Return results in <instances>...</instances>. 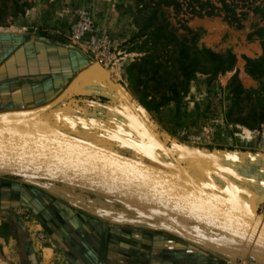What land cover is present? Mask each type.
Listing matches in <instances>:
<instances>
[{"label":"rangeland","instance_id":"obj_1","mask_svg":"<svg viewBox=\"0 0 264 264\" xmlns=\"http://www.w3.org/2000/svg\"><path fill=\"white\" fill-rule=\"evenodd\" d=\"M164 11L170 22L169 30L178 39L163 46L167 52L175 51L172 61L150 55L149 50L161 51V46L144 43V39L134 40L140 25L146 23L151 14L150 9L139 12L134 0H0V37L17 36L27 42L41 40L49 47L69 50L83 58L82 65L69 77L70 81L63 90L51 99L35 102L37 108L56 100L84 70L94 65L102 66L201 187L263 216L264 190L258 184L259 180L264 183V172L259 175L264 169V146L260 136L264 133V75L251 72L248 65L250 61L264 69L261 41L248 37L255 20L251 18L243 29H237L221 18H190L185 24L187 30L180 26L171 9ZM83 13L91 18L96 38H106L110 46L103 60H97L98 54L92 50L89 41H72V32ZM188 32L196 35L195 46L200 50L233 54L236 58L234 68L214 76L211 66L206 63L205 73H196L186 81L176 60L179 49L176 44L193 35ZM21 50L13 55L7 53L2 66L7 67L18 60L16 58L23 55ZM4 71L0 70V76L8 74ZM90 87L106 91V98L101 100L106 104L101 111L105 118L70 116V112L86 111L88 106V100L79 97L83 107L76 103L74 110L68 108L69 101L75 96L73 93L38 117L33 123L35 130H65L70 135L132 158L136 157L131 154L134 151L114 141L111 135L133 133L147 140L153 155L156 154V163L163 162L167 164L163 168L178 172L168 153L151 137L148 128L100 72L88 74L74 88ZM91 88L89 92L93 93ZM96 101L99 102L93 100ZM115 112L122 116L117 125L106 120ZM68 224L88 230H106L103 239L111 233L123 238L122 231L130 232V236L138 239L141 234L152 232L157 242L162 240L163 246L170 247L167 249L171 251L170 257L184 256L185 252L200 248L232 264H248L247 260L256 263L252 257H239L234 262L207 248L210 246L208 242L197 238L207 245L200 246L177 235L172 230L176 225L203 227L155 208L62 184L0 174V264L68 262L61 248L69 242ZM115 230L119 233L116 234ZM208 237L216 238L222 252L233 254L226 247L233 246L234 240L214 233ZM162 255L168 256L169 253L156 251L155 261Z\"/></svg>","mask_w":264,"mask_h":264},{"label":"water","instance_id":"obj_2","mask_svg":"<svg viewBox=\"0 0 264 264\" xmlns=\"http://www.w3.org/2000/svg\"><path fill=\"white\" fill-rule=\"evenodd\" d=\"M97 71L150 130L177 165L178 172L123 155L57 129L39 132L33 128L32 124L38 117L62 102L84 77ZM111 136L123 147L139 153L121 141L130 138L117 133ZM139 154L151 158V154ZM0 174L62 184L155 208L204 228L180 225L172 228L187 240L200 246L207 245L197 238L208 242L210 246L207 248L234 262L239 257H252L258 264H264V217L201 187L102 66L94 65L84 70L63 94L46 106L0 113ZM109 188H130L133 195L120 196ZM213 233L234 240L233 246L226 247L233 254H226L218 248L221 244L208 237Z\"/></svg>","mask_w":264,"mask_h":264},{"label":"trees","instance_id":"obj_3","mask_svg":"<svg viewBox=\"0 0 264 264\" xmlns=\"http://www.w3.org/2000/svg\"><path fill=\"white\" fill-rule=\"evenodd\" d=\"M134 2L139 12L146 9L151 10L147 22L140 25L139 33L134 40L144 39V43L161 46V51L152 50L150 52L149 50L153 57L172 61L175 51L167 52L163 46L166 47L178 40L175 34L169 30L170 22L164 9H171L180 26L187 30L185 24L190 18H221L237 29H243L245 23L253 18L255 20L253 31L248 37L249 39H259L264 50V0H134ZM188 33L189 35L193 34L192 32ZM195 37L196 35L193 34L176 44L179 48L176 52V60L181 65L180 71L186 81L191 80L196 73H205L206 63L211 66L210 71L214 76L234 68L236 58L233 54L220 55L208 49L200 50L195 46ZM248 65L251 72L264 75V69L260 64L249 61Z\"/></svg>","mask_w":264,"mask_h":264},{"label":"flooded vegetation","instance_id":"obj_4","mask_svg":"<svg viewBox=\"0 0 264 264\" xmlns=\"http://www.w3.org/2000/svg\"><path fill=\"white\" fill-rule=\"evenodd\" d=\"M8 40H12L13 44L15 45L18 44L20 47L19 49H22L21 51H23V55L20 54L19 58H16L18 59L16 61L19 62L16 72L14 70H10V72H7L8 74L0 76V102H1L0 112L12 111L14 106L11 104V102H9L11 99L14 101L17 100L16 102H19V104L25 105L27 103H35V102L39 103L40 101H42L41 99L43 98H50V99L53 98L59 91L63 90L66 83L70 81L69 77L71 78L73 74H75L77 69L82 65L83 58H81L77 54L74 55L73 53H70L69 50H65V49L61 50L59 47H49L46 45L47 44L46 42H43L41 40H30L29 42H27L20 37L4 38L3 36L0 37V61H3V59L5 58L4 56H6L7 54L6 49H8V47L5 45V43ZM1 66L2 65L0 64V68ZM90 88H85V89L74 88L73 91L70 93L71 95L74 93L75 96H73V98L69 101L68 108L71 107L73 108V110H74V106H76L75 105L76 103H78V106L83 107V105L79 103V99H78L79 97L80 98L83 97L88 100L86 101L87 102L86 104L88 105L86 107L87 108L86 111L85 110H83L82 112L72 111L70 112L71 114L70 116L74 117L75 115H81L87 117L88 119L105 118L101 114V111L105 109L104 107L106 104L103 103L101 100L106 98L105 95L106 91H104L99 87H92L91 89H93L94 92L90 93L89 92ZM7 90L10 91L9 99L5 98V96L3 98V96L1 95L2 92ZM89 99H91L92 102L94 99L99 100V102L96 101L91 103ZM115 114L117 116H115ZM113 116L112 118L106 117L107 118L106 120L114 125L115 124L117 125L122 119V116L116 112L113 114ZM44 131H48V130H44ZM44 131H39V132H44ZM61 132L68 134V132H66L65 130H62ZM149 134L151 135L152 138L154 137V135L151 132ZM125 136H130L133 139L140 141L142 144H144L147 147L148 151H150L151 153V159H149L139 153L136 152L133 153L132 151L128 152V153L132 152L131 154H134L136 156L133 158L148 163H152L155 165L158 164L155 162V158H157L156 154L154 153L153 155V152L151 151V148L148 145L147 140L141 139L140 137L136 136L133 133ZM158 165H160L161 167L167 166V164L163 162L162 163L160 162V164ZM263 172L264 169H262L261 172H259V175H261V173L263 174ZM259 181L260 182L258 186L262 185L261 188H263L264 190V183L262 184L261 180ZM249 184L251 185V183ZM99 230L100 229H98V231ZM73 237L75 240H77L75 236ZM83 242L84 245L87 246L93 244V241L92 243L90 242V244L89 242L88 243L85 241ZM94 243H96V245L93 244L94 249L101 248L102 250L104 248L103 239L99 241V243H97V241Z\"/></svg>","mask_w":264,"mask_h":264},{"label":"crops","instance_id":"obj_5","mask_svg":"<svg viewBox=\"0 0 264 264\" xmlns=\"http://www.w3.org/2000/svg\"><path fill=\"white\" fill-rule=\"evenodd\" d=\"M4 38L14 37V36H3ZM17 37V36H15ZM5 45L8 47L7 53L13 55L19 50L18 44H13L12 40L6 41ZM26 47V46H25ZM8 55V54H7ZM6 55V56H7ZM4 56V57H6ZM1 65L2 62L0 63ZM9 64V63H8ZM19 62L14 61L12 64L6 66H1L0 70L10 72V70H14L16 72L18 68ZM4 71V72H5ZM10 91H4L1 95L5 96V98L9 99ZM2 98V99H3ZM17 100H10L11 104L14 106L12 111L5 112H16L22 110H30L37 108L34 103H27L25 105L19 104L16 102ZM1 103V102H0ZM8 103V102H7ZM197 182V181H196ZM215 195V194H214ZM216 196V195H215ZM218 197V196H217ZM221 198V197H219ZM223 199V198H222ZM228 200V199H224ZM63 224L66 222L61 221ZM70 223V221H69ZM67 226V235L69 242H65L62 248L63 256L68 259V262L65 263H56V264H232L230 261L224 260L223 258L216 257L214 253H207L206 251H202L200 248L195 249L194 252H185L184 256H175L170 257L171 251H167L170 247L165 245L163 246L162 240L157 242L154 234L151 232L148 235L141 234V238L130 236V232L122 231L120 232L124 237L115 236V234L111 233L105 239H103V235L106 230L100 229L96 230H88L83 226H72L68 224ZM116 234L118 231H114ZM109 233V232H108ZM119 233V232H118ZM70 235V236H69ZM179 235V234H177ZM77 239L75 240L74 237ZM181 236V235H179ZM183 237V236H181ZM212 237V236H211ZM184 238V237H183ZM214 241H217L215 237H213ZM96 239V240H94ZM103 239L104 248L94 249V245L96 242L99 243ZM79 241V242H77ZM90 242L93 244L87 246L84 245V242ZM158 244H161L160 247ZM98 245V244H97ZM97 247V246H96ZM100 247V245H99ZM183 250H188L186 248H182ZM166 251L169 255H162V257H158V261H155V252L156 251ZM181 251V250H179ZM2 255L4 252H1ZM174 253V252H172ZM181 255L182 252H176ZM188 255V256H187ZM62 256V257H63ZM248 259V258H247ZM149 260L151 262H149ZM248 264H252V260H247ZM238 264H242L239 262ZM255 264H258L257 262Z\"/></svg>","mask_w":264,"mask_h":264},{"label":"built area","instance_id":"obj_6","mask_svg":"<svg viewBox=\"0 0 264 264\" xmlns=\"http://www.w3.org/2000/svg\"><path fill=\"white\" fill-rule=\"evenodd\" d=\"M95 33L96 32L94 30L91 18L88 16V14L83 13L77 27L72 32V41L77 43L89 41L92 50L98 54L97 60H103V57L106 56L110 46H108L106 38H96L97 36ZM258 135H260V133ZM260 136L261 144L264 146V133ZM262 214V217H264V207H262Z\"/></svg>","mask_w":264,"mask_h":264},{"label":"bare ground","instance_id":"obj_7","mask_svg":"<svg viewBox=\"0 0 264 264\" xmlns=\"http://www.w3.org/2000/svg\"><path fill=\"white\" fill-rule=\"evenodd\" d=\"M118 135V134H117ZM120 135V134H119ZM122 136H124V135H122ZM125 137H127V138H130V140L129 139H127V140H121L122 141V143H124L126 146H129V147H131V148H134L137 152H139V153H143V154H151L150 153V151H148V149H147V147L144 145V144H142L141 142H139V141H137V140H135V141H137V142H135V141H133V138H131V137H128V136H125ZM132 139V140H131ZM118 189V188H117ZM117 189H110L109 188V190H112V192L113 193H115V194H118V195H120V196H130V195H133V191L130 189V188H119L118 190ZM214 195V194H213ZM227 201V200H226ZM233 204V203H232ZM235 205V204H234ZM244 209V208H243ZM246 210V209H245ZM252 212V211H251Z\"/></svg>","mask_w":264,"mask_h":264}]
</instances>
